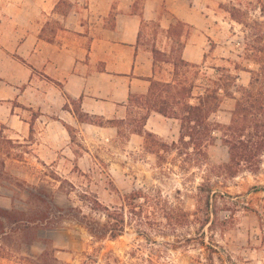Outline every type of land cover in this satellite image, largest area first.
<instances>
[{
  "label": "rangeland",
  "instance_id": "obj_1",
  "mask_svg": "<svg viewBox=\"0 0 264 264\" xmlns=\"http://www.w3.org/2000/svg\"><path fill=\"white\" fill-rule=\"evenodd\" d=\"M116 1L0 0V95L31 122L19 131L10 121L0 123V208L23 218L48 213L44 224L24 225L20 232V225L0 216L7 232L0 238V264H264V153L254 167L221 174L230 155L217 128L213 144L202 150L181 137L187 132L180 119L171 125L160 118L170 129L165 135L143 130L149 111L137 94L125 116L111 120L85 115L78 101L67 102L63 109L72 116L63 121L64 135L62 124L55 128L49 119H36L39 110L24 111L13 100L34 85L29 62L17 53L28 34L87 57L95 41H110L105 30L113 26L110 5ZM188 1L199 20L179 19L181 25L162 6L159 18L176 24L178 36L159 19L145 21L138 51L152 61L157 80L183 76L185 69L173 64L181 55L199 65L188 75L198 83L227 69L228 94L210 119L229 124L259 68L241 45L243 25L229 12L232 2L248 0ZM143 2L135 0L134 11L141 13ZM186 44L196 46L190 56L196 61L183 56ZM259 118L264 124V113ZM61 210L76 212L83 223L58 219ZM112 223L120 228L117 235L97 232Z\"/></svg>",
  "mask_w": 264,
  "mask_h": 264
},
{
  "label": "crops",
  "instance_id": "obj_2",
  "mask_svg": "<svg viewBox=\"0 0 264 264\" xmlns=\"http://www.w3.org/2000/svg\"><path fill=\"white\" fill-rule=\"evenodd\" d=\"M134 4L135 0H118L110 5V10L115 12L113 26L105 30L110 41H95L87 50V57L73 55L71 49L61 48L37 33L28 34L17 47V53L29 62L33 72L29 78L34 85L21 89L13 100L24 111L39 110L36 119H49L47 122L51 121L55 128L62 124L59 135H64L66 130L63 121L72 116L63 109L71 100L78 101L81 111L87 115L110 120L123 118L131 95H146L151 79L155 78L152 61L138 51L142 23L159 19L169 29L172 21L165 24L159 18L162 6L175 20L191 23L199 20L194 3L188 0H144L141 13L134 11ZM193 49L196 51V46ZM193 49L186 44L183 56L187 60H197L190 57ZM104 50L107 55H103ZM11 103L8 97L0 95V123L10 121L16 130H24L31 122L14 113ZM160 118L170 121L171 125L176 120L154 111L145 128L156 134H168L170 129Z\"/></svg>",
  "mask_w": 264,
  "mask_h": 264
},
{
  "label": "trees",
  "instance_id": "obj_3",
  "mask_svg": "<svg viewBox=\"0 0 264 264\" xmlns=\"http://www.w3.org/2000/svg\"><path fill=\"white\" fill-rule=\"evenodd\" d=\"M251 11L254 13L259 11V16L257 17L255 14L256 17L253 18ZM229 12L232 19L243 25L242 32L244 34H242L243 42L241 43L243 49L248 52L249 57L259 64L258 70L253 71L254 79L256 78L253 82L255 85L246 89L244 97L238 100L239 107L229 124H221L215 119H210L211 114L218 112L223 97L228 94L231 84L229 81L231 77L224 74L228 71L225 68L220 70L223 73L217 79L206 77L205 83H198V78L193 79L188 75L193 68H199V65L185 61L181 55L180 61L173 63L176 67L185 69L184 73H181L183 74L181 78L173 81L153 78L149 92L146 95L137 96L142 98L140 103L142 108L149 111L142 117L143 130L151 111L159 112L169 118L180 119L183 122L182 129H186L187 132L185 135L181 134V137L185 138L187 135L189 137L188 142L193 145L194 150H202L213 144L215 137L211 134L217 128L222 133L221 140L229 149L230 162L224 164L223 169L220 170L221 174L225 173L226 175L233 168L240 169L244 165L254 167L259 163V158L264 153V124L259 122V117L264 113V19H261L264 18V0H248L239 4L232 2ZM178 23L185 25L179 19ZM176 26L172 23L168 32L178 36L175 31ZM155 52L158 56L157 59L161 58L163 53L159 50ZM195 88L200 89L197 95L193 93ZM133 97L134 95H131L130 101ZM191 99H195V102L191 103ZM83 114L87 115L86 113ZM74 210L78 214L81 213L77 208ZM21 213L17 210L0 208L2 218L8 220L10 224L20 225L15 227L16 232H20L24 225L44 224L48 219V213L27 218H23ZM131 213L134 217L138 214L135 209H131ZM53 216L56 217V215ZM78 216L76 212L68 213L61 210L58 219L75 218V220L83 223ZM0 226H2L0 227V238H2L7 232L1 221ZM100 229L97 232L101 236L107 233L115 236L120 228L115 227V224L112 223L111 225L106 224ZM91 231L98 234L93 227H91Z\"/></svg>",
  "mask_w": 264,
  "mask_h": 264
}]
</instances>
